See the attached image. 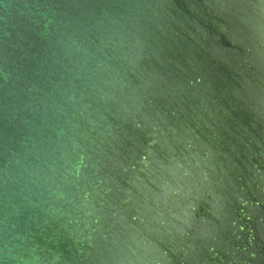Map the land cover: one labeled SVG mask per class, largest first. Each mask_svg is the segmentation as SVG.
Returning a JSON list of instances; mask_svg holds the SVG:
<instances>
[{"label": "water", "instance_id": "95a60500", "mask_svg": "<svg viewBox=\"0 0 264 264\" xmlns=\"http://www.w3.org/2000/svg\"><path fill=\"white\" fill-rule=\"evenodd\" d=\"M0 264H264V0H0Z\"/></svg>", "mask_w": 264, "mask_h": 264}]
</instances>
